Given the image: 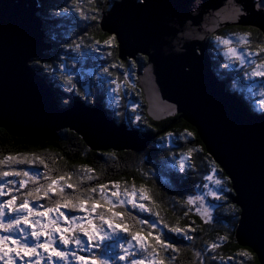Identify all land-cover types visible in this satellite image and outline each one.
<instances>
[{
  "label": "water",
  "instance_id": "1",
  "mask_svg": "<svg viewBox=\"0 0 264 264\" xmlns=\"http://www.w3.org/2000/svg\"><path fill=\"white\" fill-rule=\"evenodd\" d=\"M260 0H117L100 21L115 36L121 62L146 63L137 73L146 114L179 116L228 177L239 210L238 246L264 264V112L251 113L213 72L210 38L228 27L258 30ZM37 0H0V129L16 138L56 142L74 133L94 152H142L152 139L117 125L106 106L80 100L59 106L61 91L31 63L52 49Z\"/></svg>",
  "mask_w": 264,
  "mask_h": 264
},
{
  "label": "trees",
  "instance_id": "2",
  "mask_svg": "<svg viewBox=\"0 0 264 264\" xmlns=\"http://www.w3.org/2000/svg\"><path fill=\"white\" fill-rule=\"evenodd\" d=\"M37 1L40 4L38 16L45 21V26H54L58 33L53 36L54 39L51 38L54 44L51 53H46L43 60H35L31 65L37 67L36 70L46 78L51 86L54 85L61 93L66 94L65 97L58 95L59 106L68 108L75 100L91 106L96 102H101L106 106L109 116L117 125L126 124L129 129L149 136L152 142L142 152L112 150L94 152L81 138L67 130L59 133V140L56 142H42L35 139L12 137L0 129V158L9 154L42 157L49 164L52 176L64 175L67 172L77 173L84 167L92 168L94 170L92 174L98 179L85 181L81 187L95 186L110 181L120 182L122 189L124 186L130 187L133 183L137 188L142 184L145 185L160 205L159 208H154V211L160 212L163 222L170 226L195 229L189 233L194 239L188 240L169 232L167 228H164L163 223L157 222L155 216L130 208L133 215L150 222H157L158 229L170 242L177 245L180 252L173 264H199L194 255L195 252L201 253L204 264H221V260L212 259L213 256L223 257L226 264H238L240 261L244 264H259L252 251L238 246L235 240L240 210L231 202L233 191L228 177L218 167L217 177L223 180L221 186H216L214 181L204 178L206 174H211L213 165L210 161L213 160L206 153L195 129L179 116L170 117L161 122H154L147 116L143 94L137 87V73L145 65L146 59L139 56L136 61L121 62L118 58L116 41L111 47L104 45L109 36L101 32L100 21L109 11L112 3L117 0H97L90 7L84 3L87 19L75 10L76 0ZM64 8L69 9L67 14H61ZM93 16L96 19H92ZM244 33L251 34L253 49L257 42L264 43L262 34L254 28H225L210 38L209 52L212 69L226 84L227 90L237 95L251 113H263L264 111L260 109V101L264 97L260 93L264 92V80L257 78L245 81L242 79L244 72L251 71V69H240L237 72L235 69L239 68L238 62L233 64L232 69L223 67L226 62L223 55L224 49L222 46L219 50L217 49L216 37H232L235 41L236 35ZM97 40L100 41L99 45L94 44ZM62 44L65 45L61 46ZM77 44L81 45L79 50H76ZM92 47L99 48V52L92 51ZM104 68H108L112 75H106L103 72ZM125 74L128 75L127 82L123 78ZM68 78L72 79V85H68ZM113 80L120 85L119 92H114L115 100L118 101L115 102V110L110 109L107 104V93L116 87L115 83H110ZM188 132L193 135L188 136ZM169 134H172L171 137ZM189 149L196 150L192 153L191 161L187 162L192 166L181 172L178 161L188 153ZM14 167L16 170L45 171L38 162L35 165L23 164ZM6 179L18 181L20 177ZM75 179L74 175L73 180ZM46 182L41 176L40 183ZM204 185H208V188ZM35 186L37 185L29 182L28 187L20 190L19 193L13 189V194L22 196L29 188ZM16 187L18 188V183ZM8 188H12V185L9 184ZM109 188L111 191L115 190L111 189L110 184ZM221 188L224 190L220 191ZM209 189H215L222 198L215 199ZM66 191L72 192L71 189H66ZM92 195L95 199H99V192ZM197 195H204L210 206L208 210L211 214L210 222H205V219L197 214L192 206L185 203L189 196ZM9 198L5 196L2 199ZM56 198L52 197L53 200ZM36 203L48 205L49 201L41 199ZM69 214L84 215L83 213ZM225 236L227 240L221 242L220 238ZM213 242L221 243V246L214 251H209L208 247ZM241 251L249 252L251 259L237 256V253ZM40 252L47 256L42 249ZM165 255H172V253L169 251ZM228 257H235V259L228 260ZM25 259L28 258L25 257Z\"/></svg>",
  "mask_w": 264,
  "mask_h": 264
},
{
  "label": "snow or ice",
  "instance_id": "3",
  "mask_svg": "<svg viewBox=\"0 0 264 264\" xmlns=\"http://www.w3.org/2000/svg\"><path fill=\"white\" fill-rule=\"evenodd\" d=\"M96 2L97 0H76L75 10L87 19L84 3L94 5ZM259 6H264V0H260ZM68 12L69 9L64 8L61 14ZM91 18L96 19L95 16ZM115 40V36H110L104 45L111 47ZM215 40L217 46H222L224 49L223 55L226 62L223 67L232 69L233 64L238 62L239 68L235 69L237 72L240 69H251L244 72L242 79L264 80V55H262L264 43L257 42L253 49L250 33L236 35L235 41L232 37L219 36ZM94 44L99 45L100 41H94ZM80 48L81 45L77 44L76 50ZM99 50L97 47H92L94 52ZM103 72L108 76L112 75L108 68H104ZM123 78L125 82L128 81L127 74ZM67 83L72 85V79L68 78ZM110 83L116 84L112 91L118 93L119 83L116 80ZM260 95L264 97V92ZM114 102L118 101L114 98ZM260 109L264 111V99L260 101ZM171 135L169 134L170 137ZM187 135L193 134L188 132ZM193 151L196 150L189 149L188 153L178 161L181 172L192 166L187 162L191 161ZM37 162L43 166L44 172L16 170L14 167L23 164L35 165ZM210 163L213 165L212 172L210 175L206 174L204 178L214 181L216 186H221L223 180L217 177L218 166L214 161ZM50 171L49 164L39 156L9 154L0 158V261H5L7 257L5 264H42V262L43 264H117V262L119 264H173L180 249L158 229L157 222L163 223L164 228L171 233L188 240L194 239L189 233L195 229L170 226L163 222L160 212L154 211V208H159L160 205L154 199L151 190L143 184L137 188L133 183L130 187L124 186L122 189L120 182L110 181L81 187L85 181L98 179L92 174L94 172L92 168L84 167L77 173L67 172L59 176H52ZM74 175L75 180H73ZM41 176L47 181L46 183H40ZM8 177L21 179L7 180ZM29 182L37 186L29 188L22 196L13 194V189L19 193L20 190L28 187ZM9 184L12 188H8ZM109 184L111 189H115L114 191L110 190ZM204 187L208 188V185ZM66 189H71L72 192L69 193ZM223 190V188L220 189V191ZM97 192L100 194L99 199H95L92 195ZM209 192L215 199L222 198L215 189H209ZM5 196L10 198L3 200ZM53 196L57 198L53 200ZM41 199H47L48 205L36 203ZM204 199V195L189 196L185 203L188 206L198 204L197 212L201 214L205 222H210L211 214L205 207ZM145 201L147 203H144ZM130 208L155 216L157 222H150L133 215ZM98 209L102 210L97 211ZM226 240V236L220 238L221 242ZM220 246L221 243L213 242L208 250L214 251ZM41 249L47 256L42 255L39 251ZM169 251L172 255H165ZM80 253H88V255ZM194 255L199 264H204L200 252H195ZM237 256L251 259V254L247 251H241L237 253ZM212 259H220L221 264H226L223 257L213 256ZM234 259L235 257H228V260ZM238 264H244V262L240 261Z\"/></svg>",
  "mask_w": 264,
  "mask_h": 264
},
{
  "label": "rangeland",
  "instance_id": "4",
  "mask_svg": "<svg viewBox=\"0 0 264 264\" xmlns=\"http://www.w3.org/2000/svg\"><path fill=\"white\" fill-rule=\"evenodd\" d=\"M89 7H90V5H88ZM44 21V20H43ZM45 22V21H44ZM44 26H45V23H44ZM243 28H249V27H243ZM47 30V31H46ZM49 31V32H48ZM44 32H45V35H46V38L48 39V40H50V43L52 44V48H54V44H53V41L51 40V38L52 39H54L53 38V36H55V34L56 33H58V30L54 27V26H50V27H47V26H45V30H44ZM107 36H109V35H107ZM110 37V36H109ZM65 44H62L61 46H64ZM210 46V45H209ZM219 48L220 47H218L217 46V49L219 50ZM48 53H51V51L50 52H48ZM210 53V52H209ZM139 57V56H138ZM137 57V58H138ZM31 64H33V62L31 63ZM114 92L113 91H110V92H108L107 93V104H108V107L110 108V109H112V110H115L116 109V105H115V102H114V98H115V96H114ZM114 97H113V96ZM38 141H40V140H38ZM27 171H30V172H33L31 169H29V170H27ZM21 179V178H20ZM204 204H205V207L209 210V208H210V206H209V204L207 203V201L204 199ZM193 207V209H194V211L197 213V214H200V213H198L197 212V210H196V208L198 207V204H197V206H192ZM201 215V214H200ZM83 255H87L88 253H82Z\"/></svg>",
  "mask_w": 264,
  "mask_h": 264
},
{
  "label": "flooded vegetation",
  "instance_id": "5",
  "mask_svg": "<svg viewBox=\"0 0 264 264\" xmlns=\"http://www.w3.org/2000/svg\"><path fill=\"white\" fill-rule=\"evenodd\" d=\"M62 95H63L64 97L66 96V94H63V93H62Z\"/></svg>",
  "mask_w": 264,
  "mask_h": 264
},
{
  "label": "bare ground",
  "instance_id": "6",
  "mask_svg": "<svg viewBox=\"0 0 264 264\" xmlns=\"http://www.w3.org/2000/svg\"><path fill=\"white\" fill-rule=\"evenodd\" d=\"M39 3V2H38ZM211 56V55H210Z\"/></svg>",
  "mask_w": 264,
  "mask_h": 264
}]
</instances>
